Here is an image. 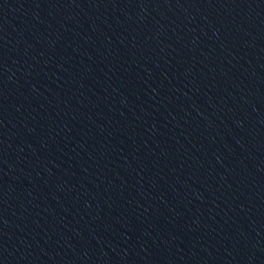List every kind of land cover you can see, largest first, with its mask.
I'll return each instance as SVG.
<instances>
[{
    "label": "water",
    "instance_id": "95a60500",
    "mask_svg": "<svg viewBox=\"0 0 264 264\" xmlns=\"http://www.w3.org/2000/svg\"><path fill=\"white\" fill-rule=\"evenodd\" d=\"M0 264H264V0H0Z\"/></svg>",
    "mask_w": 264,
    "mask_h": 264
}]
</instances>
